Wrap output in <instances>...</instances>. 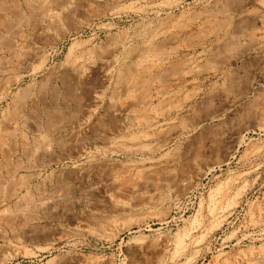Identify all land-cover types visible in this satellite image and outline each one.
Wrapping results in <instances>:
<instances>
[{
	"label": "rangeland",
	"instance_id": "rangeland-1",
	"mask_svg": "<svg viewBox=\"0 0 264 264\" xmlns=\"http://www.w3.org/2000/svg\"><path fill=\"white\" fill-rule=\"evenodd\" d=\"M144 42L172 55L151 139L77 65ZM0 72V264H264V0H0ZM114 142L132 193L71 174Z\"/></svg>",
	"mask_w": 264,
	"mask_h": 264
},
{
	"label": "bare ground",
	"instance_id": "bare-ground-1",
	"mask_svg": "<svg viewBox=\"0 0 264 264\" xmlns=\"http://www.w3.org/2000/svg\"><path fill=\"white\" fill-rule=\"evenodd\" d=\"M143 11V10H142ZM243 12V11H242ZM241 14V13H240ZM245 15V14H244ZM157 16V15H156ZM172 16V15H171ZM169 17V16H168ZM173 17V16H172ZM156 18V17H155ZM245 19V17H243ZM160 19V18H159ZM242 19V20H244ZM197 21V20H196ZM165 24V23H164ZM41 28V27H40ZM237 28V27H236ZM189 29V28H188ZM180 30V29H179ZM220 30V29H219ZM39 31V30H38ZM182 31H187L186 28L181 29L180 33ZM41 32V30H40ZM44 32V31H42ZM167 32H169L167 30ZM155 33V32H154ZM157 33V31H156ZM159 33H157L156 35H158ZM162 34L163 31H162ZM147 35V34H146ZM151 33L149 34V36L151 37ZM154 35V34H153ZM155 35V36H156ZM161 35V34H160ZM38 37V35H36ZM154 36V37H155ZM166 36V35H165ZM36 37V39H37ZM172 37V36H171ZM152 38V37H151ZM151 38H148V40H152ZM157 39V37H155ZM170 38V37H169ZM175 37H173L174 39ZM243 38V37H241ZM155 39V40H156ZM229 39V38H228ZM232 39V38H231ZM230 39V40H231ZM125 40V37L124 39ZM168 40V39H167ZM176 40V39H175ZM174 40V41H175ZM166 41V40H165ZM170 41V39H169ZM232 41V40H231ZM35 42V41H34ZM147 42V40H146ZM145 43V42H144ZM143 43V46L141 48H139L138 50H135L133 52H125V47L124 44L122 43V47H112V52H110L108 55L105 54V57H100L96 54L95 51L92 50H88L87 52H84L82 54V56L80 57V59L82 60L81 64H77L79 67L86 63V67L88 69V71L92 74V75H98L102 77V83L104 86H106L107 88H111L112 90L118 86H120V84H123L122 89H124V93H125V99L122 101V103L120 105L115 106V110L113 111V113H116L117 115L123 117L124 119L128 120V127L130 128H134L136 130H138V132H140V134H144V136H146L148 139L149 138V134L148 131H150L151 129H153L154 127L157 128V124L158 121L153 119V117L151 116V110L149 109L150 107H152V98L150 97V91L152 90V88L154 87L155 83H157V77L158 74L156 72L158 71H162L164 69L167 68V65L169 64L168 62L172 59V55L170 53H167L164 49L161 51L160 48L155 47V51L152 49L154 46H151L152 44L149 42L148 43ZM36 44V43H35ZM119 44V43H118ZM151 44V45H150ZM157 45V44H156ZM38 46V45H37ZM136 46V45H135ZM152 47V48H151ZM38 49V48H37ZM159 49V50H158ZM260 49V48H259ZM172 49H170L171 51ZM35 51V50H34ZM259 51V50H258ZM40 52V51H39ZM101 52V51H100ZM263 52V51H262ZM173 53V52H172ZM103 54V53H101ZM204 54V53H202ZM247 54L242 53L241 56L242 58L246 57ZM248 56V55H247ZM44 58V57H43ZM195 58V57H194ZM15 59V58H14ZM16 60V59H15ZM22 60V59H21ZM77 61V60H75ZM24 62V61H23ZM44 62V61H43ZM42 62V65H44ZM72 63H74L72 61ZM79 63V62H78ZM178 63V62H177ZM181 63V62H180ZM191 63V62H190ZM188 63V64H190ZM7 64V63H6ZM187 64V63H186ZM10 65V64H9ZM65 65V64H64ZM76 65V66H77ZM128 65V67H127ZM131 65V66H130ZM7 66V65H5ZM12 65H10L11 67ZM69 66V72L72 73L71 76L75 77V83L77 86H84L85 83L84 78H82V75L80 74L79 71V67L77 66ZM176 66V65H174ZM68 67V68H69ZM82 67V66H81ZM184 67V66H183ZM15 68V67H13ZM67 68V67H66ZM129 69L130 71L128 72V74L126 75V77L124 78L123 74L125 72V69ZM19 69V67H18ZM17 69V70H18ZM8 70V69H7ZM172 70V69H170ZM175 70V69H174ZM16 71V69H15ZM34 71H36L34 69ZM11 72V71H9ZM88 72V73H89ZM1 73V72H0ZM5 72H2V74ZM53 73V72H52ZM178 73V72H177ZM160 74V73H159ZM58 75V74H57ZM91 75V76H92ZM195 75V74H194ZM199 75V74H197ZM70 76V77H71ZM84 76V75H83ZM187 76V75H186ZM10 77V76H9ZM15 77V76H14ZM13 77V78H14ZM6 79V78H5ZM64 79V78H63ZM66 79V78H65ZM101 79V78H100ZM170 79V78H169ZM8 81V79H7ZM72 81V80H71ZM99 81V80H98ZM14 83L9 84L7 86L6 91L4 92V98H7L9 95H11L13 87L18 86L21 82V80H19V78L16 81H12ZM161 82V81H160ZM88 84V82H87ZM158 84V83H157ZM75 85V86H76ZM94 85V84H93ZM125 85V86H124ZM159 85V84H158ZM102 87V86H101ZM104 87V88H106ZM168 85H164L161 84L159 86V94L163 95L166 93V91L168 90ZM20 88V87H19ZM76 88V87H75ZM104 90V89H103ZM67 91V90H66ZM87 91V90H86ZM98 91V90H97ZM246 91V90H245ZM74 93V92H73ZM98 93V92H97ZM102 94V92H101ZM170 94V93H169ZM172 95V93H171ZM176 95V94H175ZM2 96V95H1ZM120 96V95H119ZM160 96V95H159ZM167 96V95H166ZM244 96V95H243ZM242 96V97H243ZM90 97V96H89ZM88 97V98H89ZM241 97V98H242ZM101 97L92 96L91 101H94L95 103H97V101L100 99ZM82 99V98H81ZM240 99V98H239ZM245 99V98H244ZM242 100V99H241ZM104 101V100H103ZM238 101V99L236 100ZM64 102V101H63ZM74 102V101H73ZM166 102V101H165ZM82 103V102H81ZM56 104V103H55ZM78 104V103H77ZM163 106V105H162ZM93 108V107H92ZM103 108V107H102ZM106 108V107H105ZM177 108V107H174ZM165 109V108H164ZM80 111V110H79ZM84 111V110H83ZM107 111V110H106ZM90 112V110L88 111ZM87 112V114H88ZM165 112V111H164ZM164 112H161L164 113ZM95 114V113H92ZM89 114V115H92ZM28 117V116H27ZM26 117V118H27ZM90 117V116H89ZM17 120V119H16ZM15 120V121H16ZM121 120V119H120ZM19 122H23L24 121V117H21V119L19 118L18 120ZM86 121V120H85ZM75 122V121H74ZM17 123V121H16ZM82 123V122H81ZM169 123V122H168ZM85 124V123H84ZM95 124V123H94ZM17 125V124H16ZM83 125V124H82ZM89 125V123H88ZM93 125V124H92ZM124 125V124H123ZM25 126V124H24ZM100 126V124H99ZM93 128V127H92ZM133 135V133H132ZM130 136V135H129ZM136 137V135H134ZM140 136V135H139ZM120 137V136H119ZM125 137V136H124ZM132 137V136H131ZM133 138V137H132ZM153 138V137H152ZM121 139V138H119ZM134 139V138H133ZM131 139V140H133ZM130 140V141H131ZM107 142V141H106ZM110 142V141H109ZM117 142V141H116ZM134 142V141H133ZM107 144V143H106ZM118 144V143H117ZM120 144V143H119ZM41 145V143H40ZM93 145V144H92ZM143 145V144H142ZM38 148V147H37ZM46 148V147H44ZM98 149V148H97ZM119 148L115 145L114 143H108L105 147V149H101L98 150L97 152H95L90 158L87 159L86 164L87 165H83L80 164L78 166H73V168L71 169V174L74 178H86V180L91 182V181H99V179L101 177H104L105 179V183H107L108 187H111L113 191H116V193L118 194H125V193H132V190L134 189L132 186L128 185L130 183H123L121 181L118 180V178L114 175V174H108L106 173V164L109 160V156L112 154H118L121 153V151L118 150ZM135 149V148H134ZM159 147H154V148H150L149 146H147L146 144L143 145L142 147H139L138 151L140 152H147L149 153V155H152L154 153H156L157 151H159ZM43 150V149H42ZM127 151L129 150H125V152L127 153ZM86 151H84L85 153ZM92 152V151H91ZM123 152V151H122ZM131 152V150H130ZM129 152V153H130ZM158 154V153H157ZM84 158V157H83ZM147 161H150L152 159H145ZM145 162V161H144ZM141 163V162H140ZM109 165V164H108ZM72 166V165H71ZM151 167V166H150ZM149 170V169H148ZM108 171V169H107ZM112 172V171H111ZM67 173V172H66ZM71 176V177H72ZM77 179V180H78ZM129 179V178H128ZM132 179V178H131ZM85 180V179H84ZM101 180V179H100ZM141 180V179H140ZM143 180V179H142ZM103 182V181H102ZM101 182V184H103ZM130 182V181H129ZM147 182V181H146ZM133 183V181H132ZM144 183V181L142 182ZM98 185V184H97ZM139 185V184H138ZM158 185V184H157ZM140 186V185H139ZM98 187V186H97ZM102 187V186H101ZM95 189V188H94ZM155 189V188H154ZM135 190V189H134ZM137 191V190H136ZM64 197V195H63ZM146 199V197H145ZM152 200V199H151ZM52 206V205H51ZM40 208V207H39ZM68 211V210H67ZM179 236V235H178ZM183 236V235H182ZM182 238V237H181ZM190 241V240H189ZM195 242V240H194ZM187 244V243H186ZM190 246V245H189ZM141 247V246H140ZM177 249H176V254L184 252L185 249H187V245H184L183 243H181V240L178 241L177 245H176ZM144 248V247H142ZM141 248V249H142ZM137 250H139L137 248ZM141 252V251H140ZM143 252V251H142ZM160 252V251H158ZM164 254V253H163ZM159 255V254H158ZM182 255V253H181ZM180 256V255H179ZM178 258V257H177ZM158 261V259H157ZM161 263V262H160Z\"/></svg>",
	"mask_w": 264,
	"mask_h": 264
}]
</instances>
